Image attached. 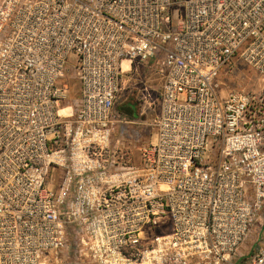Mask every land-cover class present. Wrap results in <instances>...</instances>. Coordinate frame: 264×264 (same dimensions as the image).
Returning <instances> with one entry per match:
<instances>
[{
	"label": "built area",
	"instance_id": "2783aa9c",
	"mask_svg": "<svg viewBox=\"0 0 264 264\" xmlns=\"http://www.w3.org/2000/svg\"><path fill=\"white\" fill-rule=\"evenodd\" d=\"M0 264H264V0H0Z\"/></svg>",
	"mask_w": 264,
	"mask_h": 264
},
{
	"label": "rangeland",
	"instance_id": "374dc122",
	"mask_svg": "<svg viewBox=\"0 0 264 264\" xmlns=\"http://www.w3.org/2000/svg\"><path fill=\"white\" fill-rule=\"evenodd\" d=\"M241 65L243 66V68H245L246 70H248V66H246L245 64L241 63ZM241 71V72H240ZM140 72H142L141 68L137 71V75L133 76L134 79L140 80L141 79V75L139 74ZM146 75V73L144 74ZM251 78H253V75H248V72L245 71L244 69H240L239 71H237L236 73H233L232 71H226V75L224 74V76L222 77V80H226L229 82L230 86L233 88L234 85L237 88H246L247 85L251 87ZM146 83V88L147 90L144 92L145 95H147L148 100L150 101L149 104L144 105V101L143 103H141V101H139V97L138 95H132L130 98L131 102H134L136 104V108H133V113L131 115V118L133 120H145L148 122H151L153 119H155L157 113H158V88H159V84L160 81L156 80L155 77H149L147 76L145 79H141ZM64 86H68L70 89V95H71V100H74L75 98H77L79 96V84L76 80L74 79H65V81H63ZM135 89L139 92L142 90V86H134ZM153 100V102L150 100ZM127 105V106H126ZM129 107L130 105H128V103H126L124 106L122 107ZM140 116V117H139ZM134 131H139L140 135L143 136V138L148 139L149 138V131L146 128H139V127H135L133 128ZM140 145V144H139Z\"/></svg>",
	"mask_w": 264,
	"mask_h": 264
},
{
	"label": "crops",
	"instance_id": "0c3cea01",
	"mask_svg": "<svg viewBox=\"0 0 264 264\" xmlns=\"http://www.w3.org/2000/svg\"><path fill=\"white\" fill-rule=\"evenodd\" d=\"M131 101H128L127 103H128V105H130L132 108H134L135 106L134 105H132L131 103H130ZM125 105V104H124ZM123 105V106H124ZM127 106V105H126ZM122 107V106H119V110H120V112L121 113H123L125 116H127V117H129V118H131V115H132V111H133V109H130L129 107ZM125 109H129V111H130V113H124L123 111L125 110ZM133 128H135V126H131L130 127V130L132 131V130H134ZM114 143L116 144V139H114Z\"/></svg>",
	"mask_w": 264,
	"mask_h": 264
},
{
	"label": "trees",
	"instance_id": "16d2710c",
	"mask_svg": "<svg viewBox=\"0 0 264 264\" xmlns=\"http://www.w3.org/2000/svg\"><path fill=\"white\" fill-rule=\"evenodd\" d=\"M130 103H131L132 105H134L135 108H136V104H135L134 102H130ZM129 108H130V109H133L131 106H129ZM123 112H124V113H130L129 109H125Z\"/></svg>",
	"mask_w": 264,
	"mask_h": 264
}]
</instances>
